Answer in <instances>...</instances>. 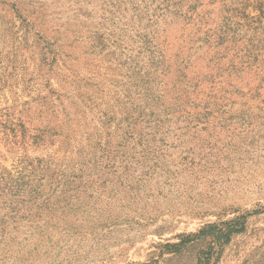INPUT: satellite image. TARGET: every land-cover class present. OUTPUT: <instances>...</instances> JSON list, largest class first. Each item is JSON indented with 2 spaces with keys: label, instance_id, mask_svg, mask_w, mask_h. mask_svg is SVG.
Here are the masks:
<instances>
[{
  "label": "rangeland",
  "instance_id": "rangeland-1",
  "mask_svg": "<svg viewBox=\"0 0 264 264\" xmlns=\"http://www.w3.org/2000/svg\"><path fill=\"white\" fill-rule=\"evenodd\" d=\"M0 264H264V0H0Z\"/></svg>",
  "mask_w": 264,
  "mask_h": 264
}]
</instances>
